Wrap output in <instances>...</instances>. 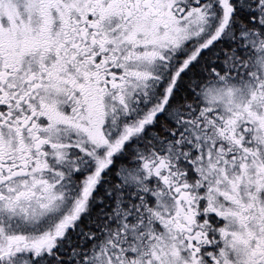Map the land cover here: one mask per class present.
<instances>
[{"label":"snow or ice","instance_id":"snow-or-ice-1","mask_svg":"<svg viewBox=\"0 0 264 264\" xmlns=\"http://www.w3.org/2000/svg\"><path fill=\"white\" fill-rule=\"evenodd\" d=\"M0 264H264V0H0Z\"/></svg>","mask_w":264,"mask_h":264}]
</instances>
